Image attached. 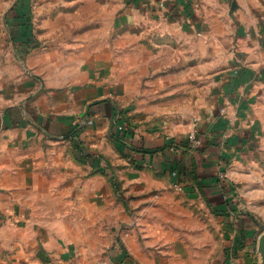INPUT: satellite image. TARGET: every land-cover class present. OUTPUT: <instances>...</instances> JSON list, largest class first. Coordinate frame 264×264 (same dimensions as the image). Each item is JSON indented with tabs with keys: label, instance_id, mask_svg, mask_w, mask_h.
Instances as JSON below:
<instances>
[{
	"label": "crops",
	"instance_id": "obj_1",
	"mask_svg": "<svg viewBox=\"0 0 264 264\" xmlns=\"http://www.w3.org/2000/svg\"><path fill=\"white\" fill-rule=\"evenodd\" d=\"M0 17V264H264V0Z\"/></svg>",
	"mask_w": 264,
	"mask_h": 264
},
{
	"label": "trees",
	"instance_id": "obj_2",
	"mask_svg": "<svg viewBox=\"0 0 264 264\" xmlns=\"http://www.w3.org/2000/svg\"><path fill=\"white\" fill-rule=\"evenodd\" d=\"M20 10V9H18ZM21 10H24V12L22 13V15L18 18L19 23L22 26H30V20H31V15L29 13V11L26 8H22ZM28 36V34H27ZM26 43L28 44L29 39H26ZM126 124L125 129H118V125H123ZM114 130H113V134L114 136H116V138L119 139H128L130 137H132L134 135V130L133 127L131 125V122H128V119L122 115L120 117H118L115 122H114ZM116 134V135H115ZM133 150L138 152V153H152L154 152V149H146L144 147L141 146H134Z\"/></svg>",
	"mask_w": 264,
	"mask_h": 264
},
{
	"label": "rangeland",
	"instance_id": "obj_3",
	"mask_svg": "<svg viewBox=\"0 0 264 264\" xmlns=\"http://www.w3.org/2000/svg\"><path fill=\"white\" fill-rule=\"evenodd\" d=\"M5 30L6 24L4 22V19L0 17V58L2 53L5 52L6 45L8 44L10 46V37Z\"/></svg>",
	"mask_w": 264,
	"mask_h": 264
},
{
	"label": "water",
	"instance_id": "obj_4",
	"mask_svg": "<svg viewBox=\"0 0 264 264\" xmlns=\"http://www.w3.org/2000/svg\"><path fill=\"white\" fill-rule=\"evenodd\" d=\"M259 249L260 251L263 253L264 255V232L260 237V241H259Z\"/></svg>",
	"mask_w": 264,
	"mask_h": 264
},
{
	"label": "built area",
	"instance_id": "obj_5",
	"mask_svg": "<svg viewBox=\"0 0 264 264\" xmlns=\"http://www.w3.org/2000/svg\"><path fill=\"white\" fill-rule=\"evenodd\" d=\"M126 124L124 123L123 125H118V129H125ZM191 138L194 140L195 136L192 135Z\"/></svg>",
	"mask_w": 264,
	"mask_h": 264
}]
</instances>
